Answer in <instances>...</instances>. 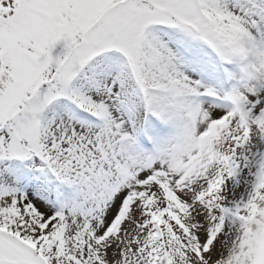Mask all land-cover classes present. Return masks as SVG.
Returning a JSON list of instances; mask_svg holds the SVG:
<instances>
[{"label": "snow or ice", "instance_id": "6c2138e0", "mask_svg": "<svg viewBox=\"0 0 264 264\" xmlns=\"http://www.w3.org/2000/svg\"><path fill=\"white\" fill-rule=\"evenodd\" d=\"M0 264H264V0H0Z\"/></svg>", "mask_w": 264, "mask_h": 264}]
</instances>
